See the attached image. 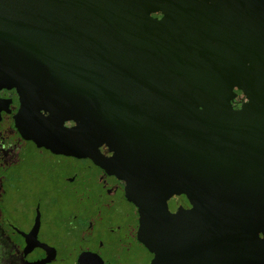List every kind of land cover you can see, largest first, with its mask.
Instances as JSON below:
<instances>
[{
	"label": "water",
	"instance_id": "95a60500",
	"mask_svg": "<svg viewBox=\"0 0 264 264\" xmlns=\"http://www.w3.org/2000/svg\"><path fill=\"white\" fill-rule=\"evenodd\" d=\"M128 4L71 0L75 12H54L53 24L34 0H0V80L19 70L38 77L76 116L78 142L104 145L123 170L240 252L264 259L261 68L244 56L229 64L218 47L217 58L200 47L185 59L177 26L159 25L140 2ZM189 25L190 40L199 42L201 33ZM129 42L148 59L122 60ZM212 129L249 153L205 149ZM256 135L261 141H250ZM156 252L155 264H162Z\"/></svg>",
	"mask_w": 264,
	"mask_h": 264
},
{
	"label": "rangeland",
	"instance_id": "374dc122",
	"mask_svg": "<svg viewBox=\"0 0 264 264\" xmlns=\"http://www.w3.org/2000/svg\"><path fill=\"white\" fill-rule=\"evenodd\" d=\"M106 1L140 2L159 25L177 26L185 59L192 57L190 48L200 47L213 48L215 58L220 49L214 48L225 49L229 64L249 57L261 68L264 95V0ZM34 2L51 22L54 12H75L69 9L71 0ZM138 8L128 12L130 17ZM188 24L201 33L199 42L190 40ZM129 44L120 48L122 60L148 59ZM78 123L35 75L19 70L9 81L0 80V216L3 222L6 212L7 221L18 226L20 264H70L75 259L69 253L72 248L81 252L74 264H147L158 249L162 264H264V259L240 252L171 197L123 170L104 145L78 142ZM214 131H209L205 149L249 153L247 148H231L230 139ZM184 134L197 140L191 131ZM83 137L89 136L85 132ZM249 139L260 142L262 136ZM6 254L9 263V247Z\"/></svg>",
	"mask_w": 264,
	"mask_h": 264
},
{
	"label": "flooded vegetation",
	"instance_id": "af4514ba",
	"mask_svg": "<svg viewBox=\"0 0 264 264\" xmlns=\"http://www.w3.org/2000/svg\"><path fill=\"white\" fill-rule=\"evenodd\" d=\"M5 216H6V212L3 213V222L0 216V264H20L22 257V250H23L19 240L20 231L18 229V226L14 224H10L7 221V217ZM7 247H9V252L12 257L9 263L7 262V256H8V254H6ZM77 251L76 249L72 248L71 251L69 252L70 254L73 253L75 258L74 261L71 262L70 264H74L76 259H78L79 255L81 254V252L79 253ZM129 262L131 263V257L129 259Z\"/></svg>",
	"mask_w": 264,
	"mask_h": 264
},
{
	"label": "trees",
	"instance_id": "16d2710c",
	"mask_svg": "<svg viewBox=\"0 0 264 264\" xmlns=\"http://www.w3.org/2000/svg\"><path fill=\"white\" fill-rule=\"evenodd\" d=\"M155 263H156V257L155 254H153L150 261L147 264H155Z\"/></svg>",
	"mask_w": 264,
	"mask_h": 264
}]
</instances>
